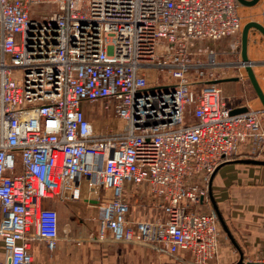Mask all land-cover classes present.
I'll list each match as a JSON object with an SVG mask.
<instances>
[{
  "label": "built area",
  "instance_id": "1",
  "mask_svg": "<svg viewBox=\"0 0 264 264\" xmlns=\"http://www.w3.org/2000/svg\"><path fill=\"white\" fill-rule=\"evenodd\" d=\"M238 4L0 0V264H34L35 241L55 251L59 212L44 200L89 201L94 189L106 197L100 242L186 254L188 264L218 258L223 229L199 208L219 164L264 149V109L231 113L213 82L224 76L215 54L195 48L240 43ZM153 67L173 80L153 87L143 75ZM98 101L114 102L124 131L95 134L82 105ZM134 185L154 218L128 219Z\"/></svg>",
  "mask_w": 264,
  "mask_h": 264
},
{
  "label": "crops",
  "instance_id": "2",
  "mask_svg": "<svg viewBox=\"0 0 264 264\" xmlns=\"http://www.w3.org/2000/svg\"><path fill=\"white\" fill-rule=\"evenodd\" d=\"M254 38V36H253ZM206 48L207 51H212L215 54L216 61L220 69L227 66V74L221 78L238 77V71L241 62V40L237 42L232 36L225 37L219 40H203L196 42V48ZM254 45L252 41L249 44V57L255 62L264 64V38H262L259 44ZM240 49V52H239ZM227 56L223 61L222 57ZM205 61L208 60L207 52L201 56ZM227 64V65H225ZM256 74L258 73V67L255 66ZM245 70V68H244ZM245 73L247 74L246 70ZM248 81L246 79H239L234 81H225L218 83L221 89V96L223 101L230 108H237L241 106H251L254 109H264L262 102L256 95H250L247 86ZM249 83L250 80H249ZM87 103H83L82 108L86 113ZM264 124V117H263ZM239 157H252L246 155H240ZM258 164H245V163H230L221 167L215 174L212 182V190L216 199L217 205L232 232L234 238L240 245L243 254L245 264H264L260 261L261 256L264 255V165ZM131 189V188H130ZM135 196L137 190L134 189ZM139 191V190H138ZM98 189H94L91 193L93 198L89 201L85 200H72L66 204V217L58 210V200L45 199L44 205L46 207L56 208L59 212V225H60V239L55 251L50 252L44 241H35L32 243V253L34 264H87L90 262L87 256H82L80 252L73 249L72 243L80 236L81 231L74 225V214L81 213L85 209V205H92L97 209V214L85 213V216L89 217V221L92 225H97L99 219L102 216V204L97 202ZM130 193V192H129ZM128 193V197L131 196ZM134 197V196H132ZM138 197V196H137ZM140 197V196H139ZM145 198L142 196V199ZM130 204V209H131ZM87 209V208H86ZM203 212L214 210L212 202L208 196V199L199 208ZM88 211V210H87ZM130 212V210H129ZM128 212V213H129ZM147 213V214H146ZM145 215L143 211L139 216L129 215L128 219L135 221L139 219H152L157 215L155 208L147 210ZM76 215V214H75ZM82 215V214H81ZM113 241H106L102 243H109ZM120 243V242H118ZM123 249L125 244L122 245ZM119 248H115V252H108L107 254L100 255L97 258L98 264H130L129 257L120 255L117 252ZM155 249L151 248V254H155ZM58 254L55 255V252ZM145 252V249H143ZM55 255V257H53ZM168 256H171L167 254ZM181 256V255H180ZM189 255L182 254L181 258H175L173 261L175 264H188L185 260ZM240 257L239 250L229 239L227 234L223 230L221 248L218 258L212 259L208 264H225L230 262L233 264L238 261ZM156 258V257H155ZM156 264H171L165 260L158 261L156 258ZM176 260V261H175ZM164 262V263H163Z\"/></svg>",
  "mask_w": 264,
  "mask_h": 264
},
{
  "label": "rangeland",
  "instance_id": "3",
  "mask_svg": "<svg viewBox=\"0 0 264 264\" xmlns=\"http://www.w3.org/2000/svg\"><path fill=\"white\" fill-rule=\"evenodd\" d=\"M52 10V8H51ZM238 15L241 19L242 27L243 25L248 22L249 20H256L264 24V0H260L257 4L253 6H246L244 4H241L239 2L237 6ZM251 32L256 33L255 29H252ZM234 39H236L234 36H232ZM203 41V40H202ZM227 56L222 57L223 61H226L225 59ZM227 65V64H225ZM258 73L257 77L259 79L260 85L264 91V64L257 65ZM224 75L227 74V66H225L223 69ZM147 80L148 83L154 86H159L163 83H167L168 80H173L172 77L167 73V71L159 70V68L153 67L148 68L145 70L143 74ZM190 78L192 79L191 73L188 74ZM152 82V83H151ZM247 90H249L250 95H256V92L252 86L251 83H249V80L245 81ZM87 103V110H86V118L91 123L93 131L95 134H108V133H118L124 131L125 123L119 116L115 114L114 109V102L111 103V107L107 108L105 106V103L102 101L98 102H86ZM192 106L189 108V111H191ZM243 150V148H242ZM241 155L246 156H252L259 159H264V149H259L257 153L253 150L249 151V153L245 154V151L241 153ZM258 167V165H253ZM134 189H137V186H132L130 195L128 197V200L131 204L130 212L127 214V217L129 215H137L139 216L141 212L143 211V214L147 212V210L152 209L153 207L151 205H146L142 198L139 196H135ZM144 192L148 193V190L144 187ZM133 191V192H132ZM134 196V197H132ZM106 197L104 196L101 200V202H104ZM54 200H58V197H55ZM66 201H60L58 200V210L62 211V214H64L63 218L66 217ZM104 204V203H101ZM87 208V209H86ZM88 210V211H87ZM90 214H97V209L92 205H85V209H80V213H77L75 211L74 214V225L79 228L81 231V234L79 237H77V240H75L71 246H73V249H76L78 252L82 254V256H87L88 259H90L87 264H98L97 258L100 257V255H103L104 253L107 254L108 252H112L115 250V248H119L118 254L121 256H127L129 257L130 264H156L158 261L165 260L167 263L175 264L173 261L175 258H172L171 256H168L165 252H157L155 251V254H151L150 247L140 244H133V243H118V242H109V243H102L99 240L96 239L98 230L97 225L94 226L89 221V217L85 216V213ZM82 214V215H81ZM147 214V213H146ZM125 244V248L123 249L122 245ZM143 249H145V252H143ZM113 253H116L115 251ZM58 254V251L55 252V255ZM53 255V257H55ZM156 257V258H155ZM239 259V258H238ZM176 261V260H175ZM164 263V262H163ZM225 264H233L230 262H227Z\"/></svg>",
  "mask_w": 264,
  "mask_h": 264
},
{
  "label": "water",
  "instance_id": "4",
  "mask_svg": "<svg viewBox=\"0 0 264 264\" xmlns=\"http://www.w3.org/2000/svg\"><path fill=\"white\" fill-rule=\"evenodd\" d=\"M241 4H244L246 6H253L257 4L260 0H238ZM252 29L256 30V33L251 32ZM254 36V38H253ZM262 38H264V24L256 21V20H249L246 22L241 30V62L240 65L243 66L247 72L248 79L250 80L258 98L262 102V105L264 107V91L260 85L259 79L257 77L256 71H255V66L261 65L260 62H255L254 60H251L249 57V44L250 41L253 42L254 45L259 47V44L262 41ZM234 80H239V77H228V78H220L216 79L213 82L215 83H220V82H225V81H234ZM248 109V106H241L237 108H232L231 113H239L246 111ZM230 163H245V164H258V165H264V159H259L256 157H236L233 159L225 160L221 164L217 166V168L213 171V173L210 176L209 183H208V196L212 202V205L214 207V211L216 212L219 222L221 224L222 229L224 232L227 234L229 239L232 241V243L236 246V248L239 250L240 257L237 262L234 264H245V258L243 251L234 238L232 232L230 231V228L228 227L218 205L216 202V199L213 194L212 190V182L215 174L218 172V170L223 167L226 164ZM85 201H88L87 198L83 199ZM98 202V200H95Z\"/></svg>",
  "mask_w": 264,
  "mask_h": 264
},
{
  "label": "trees",
  "instance_id": "5",
  "mask_svg": "<svg viewBox=\"0 0 264 264\" xmlns=\"http://www.w3.org/2000/svg\"><path fill=\"white\" fill-rule=\"evenodd\" d=\"M86 114V113H85Z\"/></svg>",
  "mask_w": 264,
  "mask_h": 264
}]
</instances>
